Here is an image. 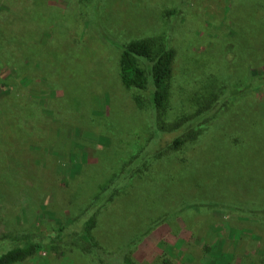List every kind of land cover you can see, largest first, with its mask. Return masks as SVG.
I'll list each match as a JSON object with an SVG mask.
<instances>
[{
    "label": "rangeland",
    "instance_id": "rangeland-1",
    "mask_svg": "<svg viewBox=\"0 0 264 264\" xmlns=\"http://www.w3.org/2000/svg\"><path fill=\"white\" fill-rule=\"evenodd\" d=\"M149 38L175 53L162 114L120 75L118 45ZM255 77L264 0H0V246H41L18 264H94L92 237L111 263L264 264ZM207 109L211 129L185 133ZM177 139L116 194L101 188Z\"/></svg>",
    "mask_w": 264,
    "mask_h": 264
},
{
    "label": "trees",
    "instance_id": "trees-1",
    "mask_svg": "<svg viewBox=\"0 0 264 264\" xmlns=\"http://www.w3.org/2000/svg\"><path fill=\"white\" fill-rule=\"evenodd\" d=\"M118 47L122 49L120 75L123 85L131 90H147L151 96L150 104L152 109L160 114H162L163 111L165 112L168 105L166 102L169 100L170 95V80L175 61V53L169 43L163 38H149L131 41L125 45H118ZM261 81L262 80L255 77L254 83H252V86H249V88H254V90L264 88V83ZM222 98V100L220 99L221 101H219L221 104L222 101L227 102L232 98V90ZM135 103L138 106H142V97H135ZM216 116V111L210 112L207 109L204 112H200L194 119L189 121L188 124L186 123L182 129L185 133H190L195 126L204 121H207V123L210 122L208 127L211 129V120L215 121ZM156 140L159 139H155L152 145H154V143L158 144L159 141ZM179 142L180 139H177L173 143H168L166 148L165 146L161 148L158 146L153 152L149 150L150 148L143 152L142 150L139 151L137 157L132 161L133 163L131 162L128 166L124 167L119 181H117L115 185H111L110 182H107L102 185L101 188H107L109 191L115 190L116 194L119 190V186L121 187L129 183L136 174L143 172L144 168H146L147 171L149 168L151 170L150 166L153 160L164 156L165 151H171L173 147H177L180 144ZM103 198L104 196L101 197V200ZM95 202L96 200H93L86 209L89 211L91 207V210L95 209L96 207H93ZM104 205L105 204H103V207H105ZM91 224H94V221ZM76 233L79 234V231H76ZM27 243H20V245L8 249L0 246V264L23 263L28 260L29 257L35 255L41 248V246L36 243ZM80 244L85 246L82 242ZM84 248L86 250L85 255L89 256L90 260H92L91 262L94 264H121L111 263L112 260L117 257L116 254H109V251L100 246L93 237L89 239V246H85ZM124 261L125 264H136L131 257H126Z\"/></svg>",
    "mask_w": 264,
    "mask_h": 264
}]
</instances>
